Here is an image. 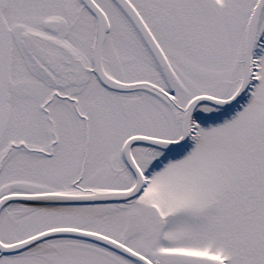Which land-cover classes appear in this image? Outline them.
Here are the masks:
<instances>
[{"label":"snow or ice","instance_id":"snow-or-ice-1","mask_svg":"<svg viewBox=\"0 0 264 264\" xmlns=\"http://www.w3.org/2000/svg\"><path fill=\"white\" fill-rule=\"evenodd\" d=\"M0 264H264V0H0Z\"/></svg>","mask_w":264,"mask_h":264}]
</instances>
